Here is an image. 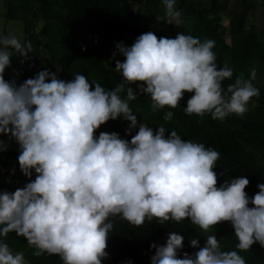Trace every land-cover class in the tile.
<instances>
[{"label":"clouds","instance_id":"clouds-1","mask_svg":"<svg viewBox=\"0 0 264 264\" xmlns=\"http://www.w3.org/2000/svg\"><path fill=\"white\" fill-rule=\"evenodd\" d=\"M162 3L164 16L158 19L181 23L176 0ZM214 47L211 39L181 32L157 38L149 31L130 47L116 45L113 58L124 59L116 60L121 80L114 89L90 84L83 74L61 80L48 70L16 86L4 79L5 70L14 56L26 61L32 44L0 34V135L18 144L19 169L30 181L15 192H0V264H26L24 254L4 242L10 233L25 238L34 256L57 255L63 264H102L116 217L136 226L153 218L159 223L188 219L203 231L230 222L240 251L254 243L264 248V183L251 198L245 192L246 176L217 186L218 151L175 131L166 137L163 126L154 133L138 121L129 103L144 95L150 96L153 111L174 109L185 93H193L186 115L207 114L220 121L243 116L250 99L260 94L253 83L256 69L250 78L240 75L222 87L234 69L218 67ZM131 84H137L135 92ZM121 117L129 122L126 134L138 128L130 141L115 132L94 135ZM172 117L167 111L164 120ZM0 150H6L3 142ZM205 240L199 247L198 239H191L190 246L199 250L178 258L184 237L169 232L165 244L150 245L155 249L150 264H246L237 251H222L216 235Z\"/></svg>","mask_w":264,"mask_h":264},{"label":"trees","instance_id":"trees-1","mask_svg":"<svg viewBox=\"0 0 264 264\" xmlns=\"http://www.w3.org/2000/svg\"><path fill=\"white\" fill-rule=\"evenodd\" d=\"M22 1L35 5L40 14L56 21L60 31L56 39L43 43L31 33L29 27L25 28V42L34 44L29 57L31 65L24 61L12 67L20 74L14 81L16 86L27 80L22 79L23 74L34 78L38 72L48 70L56 73L61 80L71 81L75 74H83L90 84L99 83L106 89H114L121 80L120 74L115 71L116 60L123 62L124 59L121 56L113 58L116 45L123 43L130 47L137 37L149 31L154 32L157 38H175L181 32L198 37L201 41L214 40L213 51L217 56L218 67L227 64L234 69L232 80L222 82L225 88L240 75L250 78L247 67L264 52V43L259 35L247 28L249 13L254 7L253 0H209L208 5L202 7L201 0L196 4L190 0H176L175 7L182 13L181 23L176 25L168 24L166 19H158L164 16V7L159 9L156 5L151 6L154 0ZM259 2L264 8V0ZM7 17L14 19L11 13ZM225 21L228 23L225 28L234 40L231 45L219 33ZM42 46L44 49L41 54L39 47ZM253 83L260 94L250 99L247 113L243 116L230 115L224 121L213 120L207 114L203 118L186 115L184 107L193 93H185L174 109L165 107L153 111L150 96L144 95H139L137 100L129 103L138 121L152 127L154 133L156 128L163 126L167 131L166 137L175 131L186 141L202 143L206 148L218 151L220 157L214 166L218 177L217 186L225 180L246 176L249 185L245 192L251 198L257 194V186L264 183V86L257 80ZM128 86L134 92L137 90V84ZM124 95L121 93L122 97ZM167 111L173 112L170 121L164 120ZM128 123L122 117L115 121L109 120L94 135L115 132L120 138L130 141L138 128L126 134ZM0 142L6 146V150H0V181L9 187L10 192H15L30 181L19 169L18 144L4 135H0ZM31 179H35L34 172ZM112 221L114 228L109 233L106 248L108 257L102 264H128L129 261L132 264H150L155 254V249L150 248V245L165 244L169 232H177L184 237L178 258L199 250L190 246L191 239H198L199 247H203L209 235H216L222 251H237L246 264H264V248L258 243H254L246 252L237 248L238 240L230 222H220L203 231L188 219L159 223L153 218L146 219L139 226L131 225L119 217L112 218ZM4 242L14 253L22 252L26 264H63L57 255L45 253L34 256L35 249L27 245L25 238L15 233H10Z\"/></svg>","mask_w":264,"mask_h":264},{"label":"rangeland","instance_id":"rangeland-1","mask_svg":"<svg viewBox=\"0 0 264 264\" xmlns=\"http://www.w3.org/2000/svg\"><path fill=\"white\" fill-rule=\"evenodd\" d=\"M199 0H190V2L197 3ZM254 7L250 11L248 16L247 28L252 29L254 33H257L262 43H264V8L261 7L259 0H253ZM209 0H201V7L207 6ZM158 6L159 9L163 8L162 0H154L151 6ZM14 16V19L7 17L10 13ZM228 23L225 21L222 26L224 28L219 29V33L223 36L225 42L231 45L233 37L230 35L227 27ZM29 27L33 35H36L41 42H50L56 39L59 35L60 26L56 21L47 19L38 12V9L33 4H24L22 0H0V34L2 35H15L25 43L24 34L25 28ZM32 46L34 45L31 42ZM42 48V50H40ZM44 47H39V53L42 54ZM28 55L27 64L31 65ZM17 61V62H16ZM21 58L14 56L10 62V68L20 64ZM256 69V80L264 86V52L250 65L246 71L251 75V70ZM25 74L22 75V79H28ZM30 79V78H29ZM0 192L8 191L9 187L0 181ZM107 260L104 259L103 262Z\"/></svg>","mask_w":264,"mask_h":264},{"label":"built area","instance_id":"built-area-1","mask_svg":"<svg viewBox=\"0 0 264 264\" xmlns=\"http://www.w3.org/2000/svg\"><path fill=\"white\" fill-rule=\"evenodd\" d=\"M20 77V74L12 68H7L4 73V79L6 81H16Z\"/></svg>","mask_w":264,"mask_h":264},{"label":"crops","instance_id":"crops-1","mask_svg":"<svg viewBox=\"0 0 264 264\" xmlns=\"http://www.w3.org/2000/svg\"><path fill=\"white\" fill-rule=\"evenodd\" d=\"M17 62V61H16ZM18 66V65H17Z\"/></svg>","mask_w":264,"mask_h":264}]
</instances>
